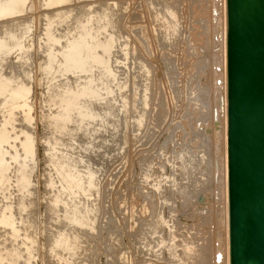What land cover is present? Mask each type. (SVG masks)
Returning a JSON list of instances; mask_svg holds the SVG:
<instances>
[{
  "label": "rangeland",
  "instance_id": "rangeland-1",
  "mask_svg": "<svg viewBox=\"0 0 264 264\" xmlns=\"http://www.w3.org/2000/svg\"><path fill=\"white\" fill-rule=\"evenodd\" d=\"M55 1L50 0V3L47 2V0L20 1L21 3H23V9L18 15L19 17L24 18L25 21L30 25L28 26V33L24 36V38L22 39L23 41L21 42V46H24L21 47L22 52H25L27 54V58L30 59L28 64L25 65V68L27 69L26 71H30V74L28 76L24 75V77L17 73V71H19V67L18 69L17 67L12 68V66L10 68V65H12V63L13 65H18V58L21 52L20 49L14 48L15 50L13 49L12 52H10L11 55L9 54V57H6L8 61L3 62V58L0 60V76H3L2 78H5L7 74H10L7 75L6 78L14 76L13 78L11 77V80L13 83L14 81H16L14 83L15 86H20L23 84L24 86L27 85L30 88V96L28 95L30 99L29 104L32 106L30 113L28 115L26 113L24 114V112L22 111L14 113L16 116L13 117V121L11 123V126H9V129L12 130V128L14 127V131L18 132L16 128L20 127V122H22V124L26 122L23 125V131L31 133V135L34 137V153L32 157L29 155L27 158V161L29 162L27 176L30 184L32 183L29 188L32 196L30 195V191L28 192V194L31 196H28L30 200V203H28L30 211L27 212V217L29 218L27 219V222L32 221L28 224L30 225V229L28 228V230L29 236L31 237L29 241L27 240V243L23 238H19L16 240V237L10 236V230L12 228L10 226L8 227L7 224H0V246L2 247V250L7 248L9 254H11L10 252L14 248H18L17 246H19L20 248V243L22 241H25V245L27 246L24 255L26 256H24V259L22 257L17 263L15 261L14 264H25L27 257L29 260H31V264H192L190 261L185 262L184 260H181L183 262H178L175 259L169 260V248H171V250L175 249V251L177 252L176 254L180 257L183 249H186V247H189L193 250L194 248L199 246L201 249L207 247V251L209 248L210 250L212 249V254H210L211 256H208L207 258L209 259V262H207L208 264H222L221 261L215 259L214 256H216L215 253L217 252V249H219L218 246L221 244L220 228L222 223L221 209L223 203L222 195L219 189V176L217 177V179H214V176L212 175L213 173L216 174L218 169L219 173L220 170L222 171L221 163L223 161V128L221 112L219 111L223 103V93L219 91L218 85L220 82L218 83L217 81V72L215 70L217 62V65H222V60L221 63H219V58H222V54L220 53V56L218 54L220 46H218V42L216 39L218 27L220 26L219 30H221L222 28V3L219 7V0H60L61 3L59 4H56ZM168 2H170L172 7L174 6L173 10L175 12L176 21L178 23V39H176L175 47L172 48L169 45L167 46V44L163 41V37L160 36L162 26L160 24V19L158 18V9L161 8L162 5H165L167 7L169 5ZM48 3L52 6L47 5ZM106 7H108L110 10L112 9V15L103 16ZM53 16H57L60 18L57 19V24H53L54 26L52 25L49 27L48 25L50 22H52L51 19L54 18ZM88 16L89 18H87ZM7 19L9 20L10 18ZM174 21L175 20H173V22ZM202 26L205 27L203 28ZM105 28H108L107 32ZM204 30L207 31H205L207 34H205ZM48 34H51L54 39H57L60 42H53L49 39ZM199 36H201L202 38ZM196 37L198 39H196ZM25 38L27 40H25ZM74 40L83 42L84 49L82 50L81 48V53L84 57H86L84 58L82 56L84 58L83 69L85 71H79L80 69H78L77 66H74L75 64L71 63L67 66L65 65V67L64 65L60 66L59 63L62 59L59 58L56 60V58H58L56 56L59 55L58 52L64 51L67 47H69L68 44ZM113 42L116 45L114 44V48L111 49L109 53H113L111 65L118 69L116 73L117 77L115 79L114 77H110V75L105 74V76L104 73H102L105 67L104 63L106 62V59L108 60V52H106L108 49L107 47H112L113 44L111 43ZM162 44H164L165 46H162ZM103 47L107 49L104 48V50ZM84 52L87 56H85ZM95 52H97L98 56L100 57V59H98L100 62L97 61L98 64L95 61H92L93 57H91V55ZM183 58H186V60ZM168 59H170L171 61H168ZM163 60L166 61L164 62ZM148 62L151 63L147 64ZM169 62H173L174 64L175 70L173 69L174 71H172L173 75L170 74V71H168L167 66ZM3 63L5 64V67H3ZM191 64L193 68L191 67ZM143 65L153 67L152 69L155 73L153 82H151L154 83V85L162 86L166 103V108L164 107L165 117H162V119L158 122L159 124L152 121V119H149L145 129L144 127L140 130L134 129V120L132 121V119L130 120V118H132L133 115L139 114V108L141 109L140 102L139 104H137L139 105L138 108H130L128 110V115L130 118H128V120H126L122 124V127L120 129L121 138L119 137V140H121L122 144L120 141H118L120 143V146L117 147V149L120 147L118 149V153L116 150H114L113 146L109 147L110 144L108 145V147L107 145L99 144L102 141L101 139H103L102 136H104L105 134H101L102 136L100 137V135H95L93 133L90 135H86L85 137L83 136L82 138L80 137L81 132L77 130L75 133L79 137L78 141L75 142V150L70 149L69 147H65L69 151V158L67 160H64L61 154L63 151L61 148L59 149L55 147V142L52 139L53 135L49 130V123L53 120L50 117L53 115L52 113L56 111V108L50 107L51 105L47 102L48 98H50V96L52 95H56L59 98H65L68 95L66 96L62 94H64V90H67L66 88H77V90H80L81 87L86 85L83 90L84 96L81 98V102H78L77 105L68 109V111H73L71 113L69 111L70 114H77V111L80 109L81 103L82 105H85V102L91 99V96L88 94L89 89L87 87L91 78L98 77L99 81L97 85V93L102 95H104L105 93L104 83L106 82L108 84H111L112 86V82L114 80L112 86V94H109L108 99L101 101L102 103L100 102L102 104L101 108H104L106 103L110 102V100H114L116 94L114 88L117 81L120 80L119 82H123L122 80L128 78L131 84L126 90H124V92L129 93V96L131 98L132 96L136 95L137 101L142 95L141 86L146 78H143L145 76ZM52 67L53 69H51ZM202 67H204L205 71H203L204 69ZM7 68L8 71H6ZM13 69L15 71H13ZM185 69H187L188 71H186ZM221 69L222 67L220 68V70ZM10 70H12V72H10ZM51 70L53 73L51 72L50 75L48 72H50ZM14 72L16 74H19L21 77L18 79ZM3 73H5V76ZM175 73H177L179 77H177ZM156 76L158 81L156 80ZM30 78L32 79V81ZM162 78H165L166 80H162ZM106 79H108L109 82ZM175 79L177 80L178 85ZM169 81L171 84L169 83ZM215 81L216 83H218L217 85H215ZM24 82L26 84H24ZM214 86H217V88H213ZM171 88H173L174 91ZM204 88H206L208 92L204 91ZM54 90L57 91L55 92ZM202 90L204 91V93H202ZM53 92H55V94ZM181 92L184 93L182 94ZM196 92L198 93V95ZM168 93H170L171 96ZM206 94L208 96H206ZM167 100H169V102ZM169 105L171 106V108ZM191 106H193V108ZM97 107L99 106L97 105ZM189 107L191 110H189ZM3 108V106L0 107V112L2 111L0 113V124L4 120L3 117H9V115L7 116V113L5 114V110H3ZM87 110L88 112L90 111L89 113H96L100 109L96 110L93 105H89ZM187 113L190 114L188 115ZM26 116H29V118ZM30 117H32L33 119ZM99 122L100 120L97 119V124ZM28 124L30 125V127L28 126ZM74 125H76L75 127L79 126L83 130L86 123H79V119L77 118L72 126ZM177 125L181 126L178 127ZM215 125L218 126L215 127ZM89 128L95 127L91 126ZM109 131L111 130L109 129ZM111 132L113 133V131ZM186 132L189 133L187 134ZM216 132L219 135L218 137H216ZM101 133H105V131H102ZM115 134L116 136L120 135V133L116 131ZM217 140L219 141V144L217 143ZM11 142V144L14 143L13 145L19 144L18 140H11ZM90 142L93 144H90ZM200 143L203 144H201L202 148L197 147ZM204 145L206 146V148H204ZM8 147H10L11 150L13 149L10 145H8ZM81 156L84 163H80L79 168L81 169L82 167H85L86 164L88 166L90 165V169L97 175L96 178L98 182V189L95 191L93 190V192L95 193L94 194L92 191H85L82 188L81 190L80 187H73L76 189H74L75 191L72 189V191L76 192L77 190V193L79 194L73 193L71 191L74 201L69 205L78 204L79 200L80 202L87 203V206H91L92 203L93 205L90 207V209L89 207L86 209L87 211L89 209V212L91 211V214H89L88 217H96V220L94 219L96 223L92 224L93 219L89 218V227L88 224H85L87 225L85 226L86 228L84 227L83 229H76L77 226L75 222L77 217L75 218V215L73 216L72 212H68V207V209L63 208L62 203H60L61 206L58 205V199L54 201L55 203L52 200L53 205L51 204V206L54 207L55 205H57L53 209L57 214H59L61 210H67L65 218L66 220H57L54 214H50V212H47L48 210L46 206L48 199L52 195L53 189H60L61 186H63V184L65 183V179L71 175H73V178L76 176L79 177L77 166L80 159L79 157ZM70 160L72 162H68ZM206 161L207 163L211 161L208 163V165L211 164L213 167L211 165L207 167V164L205 163ZM184 162L185 164L188 163L190 169V172L185 175L183 174V169L181 168ZM53 163L57 164V168L59 170L58 173L60 171L61 172L60 175H56V177L55 175H53L50 180L53 182H50V185H47L46 182L48 179V175L51 172ZM59 163L63 165L64 169ZM203 167L205 168V171H203ZM85 171L86 170H84L81 175L84 180H86L88 177L86 176L87 174L85 173ZM147 172L152 174L150 178L144 177L147 175ZM207 172L209 173L208 175H206ZM186 175L189 176L187 177ZM208 177H210V179ZM204 179L209 183H206ZM155 180H163L161 182L162 188L160 190L157 189L156 186H154V184L157 183V181ZM56 186H60V188H57ZM185 186H187V192H184ZM8 190L12 193L11 202L14 201L13 205L11 204L10 206L11 208H13V210L11 209V213L13 214L12 216H14V219L17 218L16 220H19V213L17 214V212H19V201L17 200V196H19L18 187L12 184V187ZM48 191H50L51 193ZM87 197L91 200H89ZM150 197H153V199H150ZM164 199L166 201L168 200V202H166ZM94 203L96 206H94ZM152 203L155 205L154 209L152 207ZM146 209H148L149 212L143 213L146 211ZM69 218L71 219V221L69 220ZM10 219L13 220L12 218ZM163 220L166 221V225H163ZM31 223H35V225ZM22 224L23 223H21V221L19 220V222H16L14 224V226L20 227L22 226ZM145 224H154L158 232L155 235H152V229ZM157 224H159V226ZM142 228L144 231H147L146 233H144V235L148 238L147 243H150V247L148 248L141 242V238L143 235L138 236ZM63 229H65V231ZM61 230H63L62 233ZM69 231L72 233V235H70L71 233ZM59 232L60 235H58ZM68 236L71 239H73V237L79 238L77 244H72L73 248L72 245H70L68 248L62 246V240L66 239ZM52 237H55L56 240ZM60 237H62V240H60ZM82 238L83 240L81 241ZM160 238H163L164 243L161 246H158L157 240ZM50 239L52 242L55 241L54 243H56L58 240L61 241H58L56 244L62 246V248H60L62 250H58L53 253L52 251H49L48 243L50 242ZM203 244L205 246H203ZM207 245H210V247H208ZM78 248H80V251L74 254V251L79 250ZM64 249L67 251L69 250V252L65 251ZM214 251L216 252L213 253ZM5 252L6 250H4L3 254H6ZM27 252H34V257L32 256V253L27 254ZM57 252H59L58 256ZM70 252H72V254ZM63 255H65L66 257ZM210 257H214L212 258L213 260H211ZM64 258H69V260L65 261ZM10 261L12 262V259ZM169 261L171 262L169 263ZM213 261L215 262L213 263Z\"/></svg>",
  "mask_w": 264,
  "mask_h": 264
},
{
  "label": "bare ground",
  "instance_id": "bare-ground-1",
  "mask_svg": "<svg viewBox=\"0 0 264 264\" xmlns=\"http://www.w3.org/2000/svg\"><path fill=\"white\" fill-rule=\"evenodd\" d=\"M21 0H0V60L3 58L4 60H3V62L4 61H8V59L6 58L9 54L11 55V53L10 52H12V50L14 49V48H17V49H20L21 50V52H20V56H19V58H18V62L19 63H17L18 65L16 66V65H13V63H12V65H10V64H8V65H10V68H11V66H12V68H15V67H17V69H18V67H19V71H17V73H19L20 75H22V76H28L29 74H30V71H26L27 69L25 68V65H27L28 64V62H29V60L30 59H28L27 58V54L25 53V52H22V48L21 47H24V46H21V42L23 41L22 39L24 38V36L28 33V31H29V27L28 26H30L29 25V23L28 22H26L25 21V19L24 18H21V17H19V13H21V11H22V9H23V3H21L20 2ZM55 1V0H54ZM173 1V0H172ZM47 2H49L50 3V0H47ZM56 2V4L58 3H61V1L60 0H57V1H55ZM63 2V1H62ZM167 2V1H166ZM219 2V7H220V4L222 3V5H221V18H222V28H221V30H219V28H220V26L218 27V32H217V37H216V39H217V42H218V46H220L219 47V56H220V53L222 54V58H219L220 59V61H219V63H221V60H222V65L220 64H218L217 65V63H216V68H215V70H216V72H217V81H218V83H219V85H218V87H219V91L221 92V93H223L222 95H223V103H222V105H221V108H220V112H221V117H222V128H223V142H222V147H223V157H222V159H223V161H222V163H221V166H222V171L220 170V173H219V169H218V171H217V173L215 174V173H213V171H212V175L214 176L213 178L214 179H217V177L219 176V179H220V186H219V189H220V192H221V195H222V203H223V206H222V209H221V211H222V220H221V230H220V236H221V238H220V240H221V244L218 246L219 247V249H217V252L216 251H214L213 253H215L216 254V256H214L215 257V259H217V260H219V261H221V263L222 264H231V259H230V254H231V240H230V227H231V221H230V184H229V147H228V117H229V109H228V98H229V91H228V76H229V72H228V53H227V51H228V39H229V35H228V22H229V16H228V4H229V0H222V2H221V0H219L218 1ZM6 4V5H4V4ZM9 3V4H8ZM47 4V5H51V4ZM174 3V2H173ZM164 4V3H163ZM168 6L166 7L165 5H162V7L161 8H159L158 9V18L160 19V24H161V33H160V36L161 37H163V41H164V43H166L167 44V46L169 45V46H171V48L172 47H175V44H176V39H178L177 38V30H178V23H177V21H176V16H175V12H174V10H173V7H172V5L170 4V2H168ZM202 4V3H201ZM55 5V4H54ZM109 5V4H108ZM160 5V4H159ZM167 5V4H166ZM52 6V5H51ZM113 6H115V5H113ZM207 6V5H206ZM157 7V6H156ZM155 7V8H156ZM201 7V6H200ZM104 9V8H103ZM150 9V8H149ZM175 9V8H174ZM191 9V8H190ZM219 10H220V8H219ZM218 10V11H219ZM26 11H27V9H26ZM25 11V12H26ZM66 11V10H65ZM101 11V10H100ZM190 11V10H189ZM215 11V10H214ZM217 11V12H218ZM24 12V11H23ZM69 12V11H68ZM103 12V11H102ZM146 12V11H145ZM216 12V11H215ZM220 12V11H219ZM218 12V13H219ZM64 13V12H63ZM97 13H99V12H97ZM112 13H113V11H112V9L110 10L108 7H106V9H105V12L103 13V16H106V15H108V16H110V15H112ZM67 14V13H66ZM75 14V13H74ZM81 15V14H80ZM100 15V14H99ZM149 15V14H148ZM156 15V14H155ZM114 16V15H113ZM218 16V15H217ZM54 17V16H53ZM7 18H10L9 20L7 19ZM60 17H54V18H52L51 19V21L52 22H50L49 23V27L50 26H52L53 24H57L56 22H57V19H59ZM87 18H89V16L87 17ZM77 19H79V18H77ZM48 20V19H47ZM64 20V19H63ZM173 20H175L174 22H173ZM114 21V20H113ZM219 21V20H218ZM59 22V21H58ZM67 22V21H66ZM106 22V21H105ZM180 22V21H179ZM221 22V21H220ZM107 23V22H106ZM110 23V22H109ZM118 23V22H117ZM78 24V23H77ZM108 24V23H107ZM114 24V23H113ZM200 24V23H199ZM109 25V24H108ZM108 25H107V27H108ZM192 25V24H191ZM194 25V24H193ZM201 25V24H200ZM54 26V25H53ZM111 26H112V24H111ZM116 26V25H115ZM55 27H56V25H55ZM199 27V26H198ZM201 27V26H200ZM203 28L205 27V26H202ZM76 28V27H75ZM48 29V28H47ZM79 29V28H78ZM106 29V32H107V29L108 28H105ZM202 29V28H201ZM69 30V29H68ZM197 30V29H196ZM75 31V30H74ZM206 30H204V32H205ZM70 32H71V30H70ZM77 32V31H76ZM111 32H112V30H111ZM199 32H200V30H199ZM207 32V31H206ZM205 32V34H207ZM65 33H67V32H65ZM195 33V32H194ZM196 34H198V33H196ZM195 34V35H196ZM204 34V33H203ZM204 34V35H205ZM68 35V34H67ZM140 35V34H139ZM194 35V36H195ZM198 35H200V34H198ZM198 35H197V37H198ZM28 36V35H27ZM109 36H111V35H109ZM108 36V37H109ZM191 36V35H190ZM193 36V35H192ZM201 36H202V34H201ZM201 36H199V37H201ZM48 37H49V39L50 40H52L53 42H60V41H58L57 39H54L53 37H52V35L51 34H48ZM113 37V36H112ZM112 37H111V39H112ZM116 37V36H115ZM196 37V39H198ZM207 37H208V35H207ZM29 38V37H28ZM110 38V37H109ZM202 38V37H201ZM110 39V40H111ZM192 39H194V38H192ZM204 39V38H203ZM25 40H27L26 38H25ZM72 40V39H71ZM91 40V39H90ZM190 41V40H189ZM203 41H206V40H203ZM112 42V41H111ZM161 42V41H160ZM159 42V43H160ZM178 42V41H177ZM192 42H193V40H192ZM191 42V43H192ZM89 43V42H88ZM87 43V44H88ZM129 43V42H128ZM145 43H146V41H145ZM206 43V42H205ZM27 44V43H26ZM111 44H113L112 45V47H107V48H105V47H103V49L105 48V49H107V51L106 52H108L107 54H108V60L106 59V62L104 63V69H103V72L102 73H104V75L105 74H107V75H110V77H114V79L117 77V71H118V69L116 68V67H114V66H112L111 65V59H112V55H113V53L112 54H110L109 52L111 51V49H113L114 48V42L113 43H111ZM24 45V44H23ZM66 45V44H65ZM69 47H65L66 49L64 50V51H62V52H58V54L59 55H55L56 57H58V58H56V60L57 59H59V58H61L62 60H60V66L61 65H64V67H65V65L67 66V65H69L70 63L71 64H75L74 66H77V68L78 69H80L79 71H85L84 69H83V66H84V58H86V57H84L83 55H82V51H81V48H82V50L84 49V46H83V42H78V41H76V40H74V41H71L69 44ZM85 45V44H84ZM91 45V44H90ZM95 45V44H94ZM106 45V44H105ZM108 45V44H107ZM116 45V44H115ZM141 45V44H140ZM164 44H162V46H163ZM29 46V45H28ZM92 46H93V44H92ZM104 46V45H103ZM126 46V45H125ZM165 46V45H164ZM116 47V46H115ZM145 47H146V45H145ZM94 48V47H93ZM97 48V47H96ZM125 48V47H124ZM124 48H122V49H124ZM166 48V47H165ZM179 48V47H178ZM180 48H182V47H180ZM104 49V50H105ZM168 49V48H167ZM177 49V48H176ZM185 49V48H184ZM15 50V49H14ZM19 50V51H20ZM24 50V49H23ZM145 50H146V48H145ZM174 51V50H173ZM180 51V50H179ZM184 51V50H183ZM88 52V51H87ZM112 52H113V50H112ZM124 52H125V50H124ZM85 53V52H84ZM90 53V52H89ZM164 53V52H163ZM175 53V52H174ZM128 54V53H127ZM165 54H168V53H165ZM51 55V54H50ZM186 55V54H185ZM54 56V57H55ZM84 58H83V57ZM85 56H87L86 55V53H85ZM9 57V56H8ZM53 57V58H54ZM91 57H93V62L95 61L97 64H98V62H100L98 59H100V57L98 56V53L97 52H95L94 54H92L91 55ZM145 57V56H144ZM165 57H166V55H165ZM169 57V56H168ZM7 59V60H6ZM88 59V58H87ZM91 59V58H90ZM164 59V58H163ZM183 59H185L186 60V58H183ZM188 59V58H187ZM170 59H168V61H169ZM98 61V62H97ZM144 61H146V60H144ZM164 62L166 61V60H163ZM171 61V60H170ZM181 61V60H180ZM53 62H54V60H53ZM183 62V61H182ZM2 63V62H1ZM8 63V62H7ZM47 63V62H46ZM112 63H113V61H112ZM140 63V62H139ZM151 63V62H150ZM149 62L147 63V64H150ZM167 63V62H166ZM176 63V62H175ZM185 63V62H184ZM4 64V63H3ZM52 64V63H51ZM164 64V63H163ZM177 64H178V62H177ZM166 65V64H165ZM204 65V64H203ZM7 66V65H6ZM52 66V65H51ZM50 66V67H51ZM152 66V65H151ZM187 66V65H186ZM3 67H5V64H4V66ZM46 67V66H45ZM49 67V68H50ZM63 67V68H64ZM69 67V66H68ZM71 67V66H70ZM168 71H170V74H172V71H174L175 69H174V64H173V62H169L168 63ZM176 67V66H175ZM178 67V66H177ZM183 67V66H182ZM185 67V66H184ZM191 67L193 68V66H192V64H191ZM199 67V66H198ZM222 67V69L220 70V68ZM8 68H9V66H8ZM8 68H7V70L6 71H8ZM27 68H28V66H27ZM76 68V67H75ZM141 68H142V64H141ZM153 67H149V66H145V65H143V70H144V74H145V76L143 77V78H145V80H144V82L142 83V86H141V90H142V95L139 97V99L136 101V99H137V97H136V95L135 96H132V98L129 96V93H126V92H124V90H126L128 87H129V85L131 84V82L129 81V79L128 78H125L124 80H122L123 82H119V81H117V83H116V85H115V92H116V94H118V95H116L115 94V97H114V100H110V102H108V103H106L105 104V106H104V108H101L102 107V102L101 101H103V100H106V99H108V96H109V94H112V86H113V82H114V80H113V82H112V86H111V84H108V83H104L105 84V93H104V95H102V94H98L97 93V89H98V87H97V85H98V77H94V78H91L90 79V81H89V83H88V85H87V87H88V91H89V95L91 96L90 98V100H88V101H86L85 102V105H82V103H81V106H80V109L77 111V114H70L71 112H73V111H70V113H69V111H68V109L70 108V107H74L75 105H77L78 104V102H81V98L84 96L83 94H84V92H83V90H84V87H86V85L85 86H83V87H81V89L80 90H77V88L76 89H74V88H66L67 90H64V94H62V95H68L67 97H63V98H59V97H57L56 95H52V96H50V98H48V100H47V102L51 105L50 107H52V108H56V111L55 112H53L52 114V116L50 117V118H52L53 120L49 123V130H50V133H52V135H53V140H54V142H55V147H57V148H61L62 149V156H63V158H64V160H67L69 157H68V154H69V151L67 150V148H65V147H69L70 149H74L75 150V147H76V145H75V142L76 141H78V137L79 136H77L76 135V131L78 130L79 132H81V134H80V137H82L83 138V136L85 137L86 135H90V134H97V135H100V137L102 136L101 134H105L104 136H102L103 137V139H101L102 141L99 143V144H103V145H107V147H108V145H109V147L110 146H113L114 147V150H116L117 151V153H118V149L120 148H118L117 149V147L118 146H120V143L118 142V141H120L121 142V140H119V137L121 138V131H120V129H121V127H122V124L126 121V120H128V118H130L129 117V115H128V110L131 108V109H135V108H138V106L139 105H137V104H139L140 102H141V109L139 108V114H137V115H133V117L132 118H130V120L132 119V121L134 120V124H133V127H135L134 129H137V130H140L141 128L143 129V127H144V129H145V127H146V125H147V123H148V121H149V119H152V121H154V122H156L157 124H159L158 122L162 119V117L164 116V114H165V111H164V107L166 108V103H165V98H164V94H163V89H162V86L161 85H154V83H152L153 82V79H154V71H153V69H152ZM192 68H190V69H192ZM203 69H204V67H202ZM51 69H53V67L51 68ZM60 69H62V68H60ZM165 69H166V66H165ZM174 69V70H173ZM179 69V68H178ZM189 69V68H188ZM195 69V68H194ZM44 70H45V68H44ZM50 70V69H49ZM57 70V69H56ZM186 71H188L187 69H185ZM202 70V69H201ZM2 71V70H1ZM13 71H15L14 69H13ZM25 71V72H24ZM48 71V70H47ZM78 71V70H77ZM203 71H205V69L203 70ZM4 72V71H3ZM10 72H12V70H10ZM51 72H52V70L50 71V72H48L50 75H51ZM58 72V71H57ZM68 72V71H67ZM190 72V71H189ZM192 72V71H191ZM213 72V71H212ZM6 73V72H5ZM5 73H3L4 74V76H5ZM15 73V72H14ZM53 73V72H52ZM71 73V72H70ZM75 73H76V71H75ZM78 73H80V72H78ZM163 73H165V72H163ZM167 73V72H166ZM201 73H203V72H201ZM2 74V75H3ZM16 74V73H15ZM19 74H16V76H17V78L19 79L21 76L19 75ZM56 74V73H55ZM143 74V73H142ZM143 74V75H144ZM170 74H168V75H170ZM176 74V76L177 77H179L178 75H177V73H175ZM200 74V73H199ZM7 75H10V74H7ZM7 75H6V77H7ZM101 75V74H100ZM156 75V74H155ZM173 75V74H172ZM15 76V77H16ZM24 76V77H25ZM106 76V75H105ZM193 76V75H192ZM3 76H0V107H4L3 108V110H5V114L7 113V116L9 115V117L7 118H5V117H3V122L0 124V224H7L8 225V227L10 226L12 229L10 230V236L11 237H16V240L17 239H19V238H23L24 240H26V243H27V240L29 241V239H30V237L31 236H29V230H28V228H29V226L30 225H28L30 222H32V221H30V222H27V219H29L28 217H27V212L28 211H30V208H29V204L28 203H30V200H29V197H31L32 195H31V191H30V186H31V184H30V181H29V179H28V176H27V170L29 169V162L27 161V158H28V156L30 155L31 157L33 156V145H34V140H33V136L31 135V133H27L26 131H23V129H24V124L26 123H24V124H22V122H20V127L19 128H16V130H18V132H16V131H14L15 129H14V127L12 128V130L11 129H9V126H11V123H12V121H13V117H15L16 115L14 114V113H18V112H20V111H22V112H24V114L26 113L27 115L30 113V111H31V105L29 104V92H30V88L26 85V86H24L23 84L22 85H20V86H15V82L16 81H14V83L12 82V80H11V77L10 78H2ZM14 77V76H13ZM12 77V78H13ZM93 77V76H92ZM108 77V76H107ZM120 77V76H119ZM173 77V76H172ZM176 77V78H177ZM29 78V77H28ZM27 78V79H28ZM51 78V77H50ZM100 78V77H99ZM169 78V77H168ZM31 79V78H30ZM47 79V78H46ZM79 79V78H78ZM165 79V78H164ZM163 78H162V80H164ZM166 79H167V77H166ZM165 79V80H166ZM70 80V79H69ZM83 80V79H82ZM108 82H109V80L108 79H106ZM156 80H157V76H156ZM176 80V79H175ZM179 80V79H178ZM20 81V80H19ZM18 81V82H19ZM31 81H32V79H31ZM52 81V80H51ZM75 81V80H74ZM88 81V80H87ZM105 81V80H104ZM152 81V82H151ZM158 81V80H157ZM156 81V82H157ZM212 81V80H211ZM66 82V81H65ZM69 82H71V81H69ZM81 82V81H80ZM83 82V81H82ZM174 82V81H173ZM176 82H177V80H176ZM199 82V81H198ZM22 83V82H21ZM53 83V82H52ZM67 83V82H66ZM169 83H170V81H169ZM213 83V82H212ZM215 83H216V81H215ZM218 83H216L215 85H217ZM24 84H26L25 82H24ZM51 84V83H50ZM160 84H161V82H160ZM171 84V83H170ZM175 84V83H174ZM63 85V84H62ZM65 85V84H64ZM67 85H70V84H67ZM72 85V84H71ZM78 85H80V84H78ZM78 85H77V87H78ZM177 85H178V82H177ZM176 86V85H175ZM174 86V87H175ZM198 86V85H197ZM63 87V86H62ZM73 87V86H72ZM76 87V86H75ZM164 87H165V84H164ZM166 87H168V86H166ZM172 87V86H171ZM178 87V86H177ZM200 87V86H199ZM54 88V87H53ZM58 88V87H57ZM56 88V89H57ZM61 88V87H60ZM101 88V87H100ZM99 88V89H100ZM137 88V87H136ZM170 88V87H169ZM213 88H217V86L215 87H213ZM50 89V88H49ZM165 89V88H164ZM167 89V88H166ZM172 90H173V88H171ZM192 89V88H191ZM205 90L204 91H206V92H208L207 90H206V88H204ZM200 90V89H199ZM198 90V91H199ZM209 90V89H208ZM217 90V89H216ZM51 91V90H50ZM55 91V90H54ZM57 91V90H56ZM55 91V92H56ZM174 91V90H173ZM180 91V90H179ZM204 91L202 90V93H204ZM55 92H53L54 94H55ZM59 92V91H58ZM87 92V91H86ZM165 92V91H164ZM172 92V91H171ZM177 92V91H176ZM217 92V91H216ZM100 93V92H99ZM167 93V92H166ZM182 93V92H181ZM180 93V94H181ZM184 93V92H183ZM182 93V94H183ZM197 93V92H196ZM200 93H201V91H200ZM202 93H201V95H202ZM168 94H170V93H168ZM207 94H209V93H207ZM206 94V96H208ZM29 95V96H28ZM61 95V94H60ZM59 95V96H60ZM86 95V94H85ZM197 95H198V93H197ZM204 95V94H203ZM213 95V94H212ZM46 96V95H45ZM49 96V95H48ZM111 96V95H110ZM169 96V95H168ZM170 96H171V94H170ZM178 96V95H177ZM205 96V95H204ZM120 97V98H119ZM176 97V96H175ZM174 97V98H175ZM31 98V97H30ZM87 98H88V96H87ZM170 98V97H169ZM168 98V99H169ZM172 98V97H171ZM196 98H199V97H196ZM202 98V97H201ZM215 98V97H214ZM218 98V97H217ZM176 99V98H175ZM221 99V98H220ZM170 100V99H169ZM169 100H167L168 102H169ZM188 100V99H187ZM197 100V99H196ZM85 101V100H84ZM203 101V100H202ZM201 101V102H202ZM101 102V103H100ZM106 102V101H105ZM213 102H214V100H213ZM46 104V103H45ZM89 105H93L94 106V108H96V110H98V109H100L99 111H97L96 113H89L88 112V106ZM97 105L100 107H97ZM101 105V106H100ZM190 105V104H189ZM170 106V105H169ZM45 107V106H44ZM86 107V108H85ZM192 108H193V106H191ZM213 107V106H212ZM218 107V106H217ZM48 108V107H47ZM75 108H77V107H75ZM74 108V109H75ZM85 108V109H84ZM170 108H171V106H170ZM214 108V107H213ZM104 109H106V110H104ZM72 110V109H71ZM76 110V109H75ZM189 110H191L190 109V107H189ZM8 111V112H7ZM50 111V110H49ZM173 111V110H172ZM2 112V111H1ZM0 112V113H1ZM47 112H48V110H47ZM74 112H76V111H74ZM171 112V111H170ZM4 113V112H3ZM173 113V112H172ZM185 113V112H184ZM214 113V112H213ZM47 114V113H46ZM186 114V113H185ZM188 114V113H187ZM190 114V113H189ZM188 114V115H189ZM192 114H193V112H192ZM3 115V114H2ZM45 115V114H44ZM47 116V115H46ZM45 116V117H46ZM187 116V115H186ZM215 116V115H214ZM22 117V116H21ZM26 117H28L29 118V116H26ZM165 117V116H164ZM2 118V117H1ZM20 118V117H19ZM19 118H18V120H19ZM30 118H32V117H30ZM79 119V123H82L83 124V122H85L86 123V125H85V127H84V129L82 130L79 126H77V127H75L76 125H74V126H72L73 125V123H74V121L76 120V119ZM187 118V117H186ZM33 119V118H32ZM44 119V118H43ZM48 119V118H47ZM97 119H99L100 120V122L97 124ZM2 120V119H1ZM25 120H27V119H25ZM24 120V121H25ZM182 120V119H181ZM29 121V120H28ZM34 121V120H33ZM180 121V120H179ZM96 122V123H95ZM45 123V122H44ZM177 123V122H176ZM10 124V125H9ZM22 124V125H21ZM33 124V123H32ZM47 124V123H46ZM95 124V125H94ZM28 126L30 127V125L28 124ZM32 126V125H31ZM83 126V125H82ZM91 126H94L95 128H89V127H91ZM109 126H110V128H109ZM175 126V125H174ZM178 126V125H177ZM179 126H181V125H179ZM178 126V127H179ZM186 126V125H185ZM218 125H215V127H217ZM48 127V126H47ZM177 127V128H178ZM89 128V129H88ZM180 128H182V127H180ZM109 129L111 130V131H113V133L111 132V131H109ZM173 129H175V128H173ZM186 129V128H185ZM184 129V130H185ZM182 130V129H181ZM28 131V130H27ZM102 131H105V133H101ZM115 131L116 132H118V133H120V135L119 136H116V134H115ZM144 131V130H143ZM14 132V133H13ZM29 132V131H28ZM136 132V131H135ZM176 132V131H175ZM175 132H174V134H175ZM191 132V131H190ZM14 135H13V134ZM187 133V132H186ZM189 133V132H188ZM187 133V134H188ZM106 135H108V136H106ZM50 136V135H49ZM186 136V135H185ZM193 136V135H192ZM191 136V137H192ZM219 135H218V133L216 132V137H218ZM91 137V136H90ZM171 137V136H170ZM169 137V138H170ZM175 137V136H174ZM43 138V137H42ZM97 138H99V137H97ZM183 138V137H182ZM49 139V138H48ZM92 139V138H91ZM219 139V138H218ZM11 140H14V141H16V140H18L19 141V144L18 145H13V144H11L12 142H11ZM44 140V139H43ZM87 140H89V139H87ZM98 140V139H97ZM171 140H172V138H171ZM186 140V139H185ZM205 140V139H204ZM48 141V140H47ZM84 141H86V140H84ZM91 141V140H90ZM99 141V140H98ZM206 141V140H205ZM89 142V141H88ZM87 142V143H88ZM213 142V141H212ZM219 141L217 140V143H218ZM16 143V142H15ZM166 143V142H165ZM204 143V142H203ZM86 144V143H85ZM90 144H93V143H91L90 142ZM121 144H122V142H121ZM202 143H200V144H198V146L197 147H199V148H202V145H201ZM207 144H210V143H207ZM207 144H206V146H207ZM219 144V143H218ZM8 145H10V146H12V150L10 149V147H8ZM197 145V144H196ZM213 145V144H212ZM81 146V145H80ZM122 146V145H121ZM205 146V145H204ZM206 146L204 147V148H206ZM93 147V146H92ZM99 147V146H98ZM56 148V149H57ZM78 148V147H77ZM116 148V149H115ZM122 148V147H121ZM165 148V147H164ZM110 150H112V149H110ZM113 150V151H114ZM71 151H73V150H71ZM89 151V150H88ZM95 151V150H94ZM122 151V150H121ZM186 151V150H185ZM206 151H207V149H206ZM58 153V152H57ZM49 154V153H48ZM88 154V153H87ZM89 155V154H88ZM121 155V154H120ZM185 155V154H184ZM80 156V155H79ZM93 156V155H92ZM192 156H194V155H192ZM36 157V156H35ZM34 157V158H35ZM50 157V156H49ZM48 157V158H49ZM80 158V159H79ZM78 159H79V163H78V166H77V172H78V174H79V177H74L73 178V175H71V176H69L68 178H66L65 179V183L63 184V186H61V188H60V186H56L57 188H60V189H57V190H55V189H53V192H52V195L50 196V198H49V195H48V201H47V206H46V208H47V212H50V214H54V216L56 217V219L57 220H59V221H61V220H66L65 218H66V212H67V210H59L60 211V213L59 214H57L56 212H54V207L55 206H57V205H55L54 207H52L51 206V204H52V200H53V202L56 200V199H58L59 201H57L59 204L58 205H60L61 206V204L60 203H62V206H63V208H67L68 209V212L70 211V212H72L73 213V216L76 218L77 217V219H76V222H75V224H76V229L78 228V229H80V228H84L85 226H87V225H85V224H88V227H89V220L90 219H93V222H92V224H95L96 222L94 221V219L96 220V217L94 218H90V216L88 217V215L89 214H91L90 212H89V209H90V207L93 205L92 203H91V206L89 205V206H87L88 204L87 203H83V202H80V200H79V203L78 204H74V205H69V204H72L73 203V201H74V199L72 198V194H71V191H72V189L74 190V189H76V188H73V187H80V189L82 188V189H84L85 191H92L93 192V190L95 191V190H97L98 188H97V186H98V182H97V175L90 169V165L88 166L87 164L85 165V167H82L81 169L79 168V164L80 163H84V161H83V158H82V156L81 157H79ZM92 158V157H91ZM187 158V157H186ZM192 158V157H191ZM190 158V159H191ZM88 159V158H87ZM90 159V158H89ZM194 159V158H193ZM209 159V158H208ZM47 160H49V159H47ZM77 160V159H76ZM86 160V159H85ZM183 161V160H182ZM184 161H186V160H184ZM35 162H36V160H35ZM66 162V161H65ZM68 162H72L71 160L70 161H68ZM67 162V163H68ZM86 162V161H85ZM89 162V161H88ZM209 162H211V161H209ZM208 162V163H209ZM55 163H58V162H55ZM55 163H53L52 164V167H51V172H50V174L48 175V179H47V182H46V184L47 185H50V182H53V181H50L51 180V177H53V175H55V177H56V175H60V172L58 173V168H57V164H55ZM66 163V164H67ZM92 163V162H91ZM206 164V166L208 167V166H210L211 164H209L208 165V163H207V161L205 162ZM50 164V163H49ZM60 164V163H59ZM145 164V163H144ZM36 165V164H35ZM61 165V164H60ZM75 165V164H74ZM81 165H83V164H81ZM204 165V166H205ZM51 166V165H50ZM212 166V165H211ZM61 167L63 168V165H61ZM61 167H60V170H61ZM202 167V166H201ZM213 167V166H212ZM211 167V168H212ZM34 168H35V166H34ZM50 168V167H49ZM72 168V167H71ZM74 168V167H73ZM181 168L183 169V174L185 175V174H188L189 172H190V169H189V166H188V163H186L185 164V162H184V164L181 166ZM200 168V167H199ZM204 168V167H203ZM64 169V168H63ZM93 169V168H92ZM96 169V168H95ZM98 169V168H97ZM100 169V168H99ZM150 169V168H149ZM208 169V168H207ZM73 170V169H72ZM84 170H86L85 171V173L87 174L86 176H88L87 177V179L86 180H84V178H82L81 177V175H82V172H84ZM101 170V169H100ZM209 170V169H208ZM70 171V170H69ZM75 171V170H74ZM98 171V170H97ZM149 171V170H148ZM187 171V172H186ZM203 171H205V168H204V170ZM77 172H76V174H77ZM152 172V171H151ZM194 172V171H193ZM202 172V171H201ZM56 173H58V174H56ZM98 173H100V172H98ZM195 173V172H194ZM193 173V174H194ZM32 174V173H31ZM70 174V173H69ZM146 174V173H145ZM155 174V173H154ZM157 174V173H156ZM197 174V173H196ZM203 174H205V173H203ZM202 174V175H203ZM209 173L207 172V174L206 175H208ZM85 175V174H84ZM151 173H149V172H147V175L146 176H144V177H146V178H150L151 177ZM67 176V175H66ZM85 176V177H86ZM182 176V175H181ZM187 177L189 176V175H186ZM210 176V175H209ZM157 177V176H156ZM160 177V176H159ZM63 178V177H62ZM204 178V177H203ZM209 179H210V177H208ZM57 179V178H56ZM159 179V178H158ZM147 181H148V179H147ZM155 181H157V180H155ZM163 180H159V181H157V183L156 184H154V186H156L157 187V189H161L162 188V186H161V182H162ZM204 181L206 182V183H209V182H207L205 179H204ZM209 181V180H208ZM153 182V181H152ZM204 182V183H205ZM12 184L13 185H16L17 187H18V194H19V196H17V200L19 201L18 202V205H19V212H17V214L19 213V220L21 221V223H23L22 224V226H20V227H15L14 226V224L16 223V222H19V220H16V219H14V216H12L13 214L11 213V209L13 210V208H11L10 206H11V204L13 205V202H11V200H12V198H11V195H12V193H11V191H9L8 189L9 188H11L12 187ZM175 184V183H174ZM188 184V183H187ZM58 185V184H57ZM60 185V184H59ZM207 185V184H206ZM206 185H204V186H206ZM54 186V185H53ZM34 187V186H33ZM52 188V187H51ZM185 188V190H184V192H187L186 191V189H187V186H185L184 187ZM81 189V190H82ZM51 190V189H50ZM165 190V189H164ZM30 191V195L28 194V192ZM75 191V190H74ZM79 191V190H78ZM195 191V190H194ZM10 192V193H9ZM16 192V191H15ZM48 192H50V191H48ZM73 192V191H72ZM91 192V193H92ZM51 193V192H50ZM73 193H77V190H76V192H73ZM94 193V192H93ZM97 193V192H96ZM17 194V193H16ZM77 194H79V193H77ZM85 194V193H84ZM95 194V193H94ZM91 195V194H90ZM93 195V194H92ZM185 195H186V193H185ZM29 196V197H28ZM78 196V195H77ZM85 196H87V195H85ZM64 197H65V199H64ZM73 197H74V194H73ZM91 197V196H90ZM169 197H171V196H169ZM15 198V197H14ZM34 198V197H33ZM82 198V197H81ZM83 198H84V196H83ZM88 198V197H87ZM92 198V197H91ZM160 198H163V197H160ZM16 199V198H15ZM89 200H91L90 198H88ZM150 199H153V197H150ZM166 199H167V197H166ZM17 200H15V201H17ZM60 200H61V202H60ZM77 200V199H76ZM86 200V199H85ZM88 200V201H89ZM165 200V199H164ZM170 200V199H169ZM34 201V200H33ZM78 201V200H77ZM166 201V200H165ZM64 202H65V204L67 205H65L64 204ZM87 202V201H86ZM92 202V201H91ZM166 202H168V200L166 201ZM32 203V202H31ZM37 203V202H36ZM55 203V202H54ZM75 203H77V202H75ZM15 204H16V202H15ZM14 204V205H15ZM90 204V203H89ZM153 204V203H152ZM53 205V204H52ZM33 206H34V204H33ZM94 206H96L95 205V203H94ZM32 207V206H31ZM89 207V209H88V211H87V209L86 208H88ZM99 207V206H98ZM153 209L155 208V205L153 204ZM15 208V207H14ZM35 209V208H34ZM92 210V209H91ZM95 210V209H94ZM97 210V209H96ZM150 210H152V209H150ZM156 210V209H155ZM157 210H158V207H157ZM32 211V210H31ZM57 211V210H56ZM145 211V210H144ZM33 212V211H32ZM31 212V213H32ZM94 212V211H93ZM97 212V211H96ZM95 212V213H96ZM146 212H149V210L148 209H146V211L145 212H143V213H146ZM56 213V214H55ZM71 213V214H72ZM75 213H79V214H75ZM94 213V214H95ZM16 214V213H15ZM16 214V215H17ZM29 214V213H28ZM94 214H93V216H94ZM153 214V213H152ZM158 214V213H157ZM34 215V214H33ZM68 215V214H67ZM159 215V214H158ZM53 216V217H54ZM97 216V215H96ZM154 216V215H153ZM161 217V216H160ZM10 218H12L13 220H11ZM31 218H32V215H31ZM67 218H68V216H67ZM72 218V217H71ZM74 218V219H75ZM90 218V219H89ZM152 218V217H151ZM156 218V217H155ZM9 219H10V221H9ZM34 219V218H33ZM73 219V220H74ZM154 219V218H153ZM36 220V219H35ZM52 220V219H51ZM69 220L71 221V219L69 218ZM72 220V221H73ZM158 220V219H157ZM156 220V221H157ZM53 221V220H52ZM77 221H79V222H77ZM139 221H140V219H139ZM154 221V220H153ZM33 222H35V221H33ZM88 222V223H87ZM161 222V221H160ZM166 221L165 220H163V225H166V223H165ZM58 223V222H57ZM72 223V222H71ZM70 223V224H71ZM74 223V222H73ZM31 224H34L35 225V223H31ZM91 224V223H90ZM17 225H18V223H17ZM21 225V224H20ZM37 225V224H36ZM143 225V224H142ZM145 225H148L151 229H152V235H155L157 232H158V230H157V228L154 226V224H145ZM156 225V224H155ZM158 226H159V224H157ZM162 225V224H161ZM1 226V225H0ZM6 226V225H5ZM57 226V225H56ZM66 226H69V225H66ZM72 226V225H71ZM92 226V225H91ZM94 226V225H93ZM35 227H37V226H35ZM144 227V226H143ZM69 228V227H68ZM86 228V227H85ZM93 228V227H92ZM156 228V229H155ZM159 228V227H158ZM10 229V228H9ZM30 229V228H29ZM33 229V228H32ZM35 229V228H34ZM58 229V228H57ZM62 229V228H61ZM81 229V230H82ZM131 229V228H130ZM64 231H65V229H63ZM63 230H61V233H62V231ZM73 231H74V229H73ZM77 231V230H76ZM80 231V230H79ZM149 231V230H148ZM28 232V233H27ZM35 232V231H34ZM66 232H68V231H66ZM70 232V231H69ZM71 232H72V229H71ZM70 232V233H71ZM147 231H144L143 230V228H142V230L140 231V234H138V236H142V243L144 244V246H146L147 248L148 247H150V243L148 242L147 243V240H148V238H147V236H145L144 235V233H146ZM52 233V232H51ZM79 233V232H78ZM183 233V232H182ZM63 234H64V232H63ZM77 234V233H76ZM150 234V233H149ZM58 235H60V232H59V234ZM66 235V234H65ZM70 235H72V233L70 234ZM80 235V234H79ZM33 236V235H32ZM57 236V235H56ZM55 236V237H56ZM74 236H77V235H74ZM55 237H52V238H54L55 239ZM69 237V236H68ZM66 238V239H64V240H62V237H60V240H62L63 241V245L62 244H60V245H62V246H64L65 248H68L70 245H72L73 243H76L77 244V241H78V239L79 238H74L73 237V239H71L70 237L69 238ZM213 237V236H212ZM34 238V237H33ZM81 238V237H80ZM153 238H154V236H153ZM184 238V237H183ZM12 239V238H11ZM213 239V238H212ZM215 239V238H214ZM13 240V239H12ZM34 240V239H33ZM53 240V239H52ZM56 240V239H55ZM83 240V238L81 239V241ZM187 240V239H186ZM19 241V240H18ZM22 241V240H21ZM20 241V242H21ZM49 241V240H48ZM59 241V240H58ZM57 241V242H58ZM13 242V241H12ZM34 242V241H33ZM55 242V241H54ZM54 242H52L51 241V239H50V242L48 243V245H49V251H52V253L53 252H56V251H58V250H62V249H60V248H62V246H59V245H57L56 243H54ZM59 242H61V241H59ZM157 242H158V246H161L163 243H164V240H163V238H160V239H158L157 240ZM188 242V241H187ZM5 243H7V242H5ZM36 243V242H35ZM86 243V242H85ZM166 243V242H165ZM216 243V242H215ZM13 244V243H12ZM15 244V243H14ZM19 244V243H18ZM21 244V247L19 248V246H17L18 248H11V249H13L10 253L11 254H9V252H8V250H7V248L6 249H4V250H6V254H3L4 253V250H2V247L0 246V264H14L15 263V261H16V263L23 257V259H24V256H26V255H24V253H25V251H26V246L27 245H25V241L23 242H21L20 243ZM19 244V245H20ZM29 244H31V243H29ZM33 244V243H32ZM59 244V243H58ZM1 245V244H0ZM16 245V244H15ZM82 245H84V244H82ZM189 245H190V242H189ZM13 246V245H12ZM35 246V245H34ZM172 246V245H171ZM182 246V245H181ZM198 246V245H197ZM201 246V245H200ZM203 246H205L204 244H203ZM208 246V245H207ZM16 247V246H15ZM32 247V246H31ZM30 247V248H31ZM37 247V246H36ZM63 247V248H64ZM75 247V246H74ZM79 247V246H78ZM82 247H86V246H82ZM177 247H178V245H177ZM180 247V246H179ZM196 247V246H195ZM208 247H210V245L208 246ZM34 248V247H33ZM72 248H73V245H72ZM77 248V247H76ZM173 248V247H172ZM184 248V247H183ZM213 248V247H212ZM215 248V247H214ZM28 249V248H27ZM70 249V248H69ZM79 250H77V251H74V254H76V253H78L79 251H80V248H78ZM170 249V252H169V256H168V259L169 260H172V259H175L176 261H178V262H183V261H181V260H184L185 262H188V261H190L192 264H208L207 262H209V259H207L208 258V256H211L210 254H212L211 253V251H212V249L210 250V248L208 249V251H207V247L205 248H200L199 246L198 247H196V248H194L193 250L191 249V248H189V247H186V249H183V251H182V253H181V256L179 257L176 253V251H175V249H173V250H171V248H169ZM33 250V249H32ZM65 250V249H64ZM84 250V249H83ZM65 251H67V250H65ZM82 251V250H81ZM35 252V251H34ZM34 252H31L32 253V256H33V254H34ZM60 252V251H59ZM59 252H57V256L59 255ZM67 252H69V250L67 251ZM28 253H30V252H27V254ZM30 253V254H31ZM71 254H72V252H70ZM81 253V252H80ZM69 255V254H68ZM30 256V255H29ZM56 256V255H55ZM56 256V257H57ZM61 256V255H60ZM63 256H65V255H63ZM10 257H11V259H12V262L10 261L11 259H10ZM34 257V256H33ZM66 257V256H65ZM71 257V256H70ZM76 257V256H75ZM214 257H210V259L211 260H213L212 258H214ZM60 258V257H59ZM58 258V259H59ZM31 259V258H30ZM65 259V261L66 260H69V258L68 259H66V258H64ZM64 259H63V261H64ZM214 259V260H215ZM25 261V260H24ZM62 261V260H61ZM163 261V260H162ZM216 261V260H215ZM215 261H213V263L215 262ZM23 262V261H22ZM68 262V261H67ZM171 261H169V263H170ZM173 262V261H172ZM21 263V262H20ZM218 263V262H217ZM19 264V263H18ZM24 264V263H23ZM25 264H31V260H29L28 259V257H27V259H26V261H25Z\"/></svg>",
  "mask_w": 264,
  "mask_h": 264
},
{
  "label": "water",
  "instance_id": "water-1",
  "mask_svg": "<svg viewBox=\"0 0 264 264\" xmlns=\"http://www.w3.org/2000/svg\"><path fill=\"white\" fill-rule=\"evenodd\" d=\"M231 264H264V0L228 4Z\"/></svg>",
  "mask_w": 264,
  "mask_h": 264
}]
</instances>
